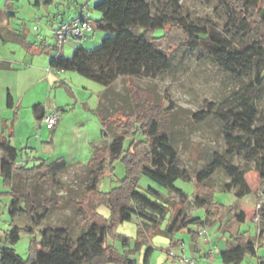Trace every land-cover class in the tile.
Returning a JSON list of instances; mask_svg holds the SVG:
<instances>
[{
	"label": "trees",
	"instance_id": "obj_1",
	"mask_svg": "<svg viewBox=\"0 0 264 264\" xmlns=\"http://www.w3.org/2000/svg\"><path fill=\"white\" fill-rule=\"evenodd\" d=\"M53 2L54 0H43L47 5ZM36 3L40 4L42 0H37ZM159 3L160 12L153 13L151 3L147 0L97 1L93 9L99 11L101 17L97 19L96 26L110 35L103 39L97 49L78 47L71 57H54L51 60L50 68L76 71L100 83L104 87L100 99L108 102L100 103L97 109L105 141L96 147L87 163L83 182V200L93 199L86 205L83 201L80 202L75 210L74 217L80 227L79 239L73 236L71 225L46 227L40 230V241L34 237L41 221L56 204L54 196L45 195L43 182L50 180L49 172L55 165H66V161L63 158L51 161L41 157L34 158L33 161L30 157L20 160V149L11 141L13 133L5 135L0 132V174L10 186L9 213L12 218L24 213L31 217L32 225L23 229L33 238L32 254L26 260L8 246L20 240L22 227L15 226L6 231L3 237L5 245L0 247V264H70L65 260L54 259V253H71L81 239H84L88 250V257L81 264H135V260L128 255L122 258L118 256L115 248L108 243L109 234L114 232L118 223L132 220L134 216L140 219L143 228H156L169 211V205L158 198L155 189H139L142 176L177 193L182 201L188 199L189 195L176 186L179 178L194 180L198 186L194 204L205 208L204 216H192L180 209L166 228L170 234L188 230L198 237L193 230L194 226L203 227L216 222L222 226L228 216L239 225L246 222L245 211H238L215 201L213 188L206 180L216 171L222 170L229 179L223 187L226 191H233L237 198L253 193L246 178L251 170L259 172L264 181V115L258 107V101L264 94V8L262 12L258 10L259 0H224L231 13L232 25L239 36V47L232 41H221V36L213 30L206 35L194 36L200 47L204 45L209 55L215 54V61L221 68L241 79L249 77L250 80H242L243 85L235 93L236 103L233 105L223 108L209 103L205 110L193 114L192 118L198 125L216 120L221 126L227 146L222 154L206 151L209 152L208 159L202 167L195 166L193 175L189 168L182 166L174 131L162 123L164 115L173 109L172 101L153 104L151 97L143 94V90L131 89L125 96H121V104H116L111 97L113 84L120 77L158 78L174 66V56L163 44L158 43L159 39L167 37V25L177 24L183 29V37L177 39L180 44L195 40L187 30L188 22L180 21L183 11L179 0H159ZM255 16L261 19L255 22ZM87 17L90 20L88 15ZM158 29L163 30L159 35L155 32ZM252 38L258 40L250 43ZM55 47L57 48V44ZM127 108H130L129 112H124ZM33 111L36 118L43 121L46 114L43 105L35 104ZM121 115L126 117L125 122H118ZM163 138L177 152L172 160H169L162 149ZM127 141L128 146L125 148ZM238 156L245 157L244 167L234 163ZM116 159L124 161L127 174L118 186L103 192L100 190L101 179L112 168ZM30 161L32 165L29 164ZM252 161L255 162L254 168L250 165ZM147 167L152 168L153 172ZM37 176L39 177L35 178ZM260 200L259 234L255 238L247 236V231L232 233V243L229 242V247L223 252L226 262H237L248 254L257 256L258 243L264 240V195ZM100 204L110 207V219L103 218L97 212ZM41 208L44 210L40 213ZM122 238L124 242H128L127 236ZM151 251L152 247L147 251L145 263L148 262ZM258 264H264V259L261 258Z\"/></svg>",
	"mask_w": 264,
	"mask_h": 264
},
{
	"label": "rangeland",
	"instance_id": "obj_2",
	"mask_svg": "<svg viewBox=\"0 0 264 264\" xmlns=\"http://www.w3.org/2000/svg\"><path fill=\"white\" fill-rule=\"evenodd\" d=\"M36 1L0 0V60H10L14 63V68H0V131L4 129L6 135H9L12 130L15 131L11 136V141L20 149V160L30 157L33 161L34 158L41 157L53 161L62 157L66 161V165H55L49 172L50 180L43 182L45 195L54 196L56 204L41 221L34 237L40 241V230L46 227L71 225L73 236L79 239L80 227L74 217L76 207L82 201L86 205L89 200L93 199L83 200L85 194L83 182L86 178L87 161L94 155L96 147L105 141L103 134L101 137L102 125L97 119L99 104L106 102L100 99L102 92L99 94V91L101 89L103 91L104 87L76 71L67 70L58 73L55 69L50 68V61L54 57H71L77 49L76 47H84L87 50L97 49L101 46L103 39L110 34L96 26V21L101 17V13L94 10L93 5L99 0H54L50 5L43 3L42 0L38 6ZM147 1L151 3L153 13L160 12L159 0ZM179 3L183 11L180 21L188 22L187 30L193 38L195 35H206L210 30H213L221 36V41L226 39L239 47V36L232 25L231 13L224 0H179ZM263 3L264 0H259L258 10L260 12L263 11ZM84 4L87 5L86 12L93 26L88 36L84 38L68 37L61 48L53 47L50 52L49 50L47 52L39 51L35 53L36 55L27 52L31 41L35 40L38 44H32L39 45L43 39H47V43L56 45L58 43L56 30L60 27L59 22H63L65 17L67 19L77 17L78 11L82 10ZM64 11H66V16H60L55 27L50 26L47 17H44L46 12L54 14L64 13ZM255 18L257 19L255 22L261 19L259 16H255ZM8 28L14 31L10 34L11 36L5 32V29ZM155 32L159 35L163 30L158 29ZM166 34L167 37L159 39L158 43L163 44L167 51L174 56V66L158 78L120 77L113 84L111 97L116 104H121V96H125L131 89L132 91L143 90V94L151 97L153 104H164L166 100L172 101L173 109L169 114L164 115L162 123L166 128L174 131L182 166L189 168L193 174L195 166L202 167L205 164L209 152L216 151L222 154L227 149L220 124L216 120H209L198 125L192 118L193 114L205 110L209 103L223 108L233 105L236 103L235 93L241 90L243 85L242 80L249 81L250 78L241 79L238 75L221 68L215 61V54L209 55L205 51L204 45L200 47L197 38L188 44H180L177 39L182 38L184 33L177 24L167 25ZM24 38H27V41H24ZM256 40L258 39L252 38L250 43ZM24 62L31 66L27 69L21 68L19 64ZM61 80L65 81L69 87L62 84ZM47 100L65 109V111L59 110L61 126L53 138L54 148L49 146L51 135L47 132L46 125L35 118L32 108L34 103ZM90 105L95 108L89 110ZM258 107L261 114L264 115V94L258 101ZM129 109L127 108L124 112H129ZM18 113H20V118H18ZM118 118V122L126 120L124 115ZM112 124L111 122V126ZM88 138H94L97 141L88 144ZM90 145L92 147L91 156L81 159L89 151ZM127 146L128 141L125 143V148ZM162 149L168 155L169 160L177 155L165 138H163ZM32 161L29 162L30 165H32ZM245 161V157L238 156L234 163L244 167ZM250 165L254 168L255 162H250ZM147 169L153 172L152 168L147 167ZM126 174L127 168L124 161L122 159L114 160L112 168H109L101 179L100 190L110 191L120 184ZM248 176L249 184L253 190H261L260 192L264 193V181L259 172L253 169ZM211 177L208 185L213 188L215 201L224 203L227 207L234 206L236 210L239 208L235 205L244 202L253 206L250 200L255 202L256 195H251L250 199L241 201L234 194L224 191L223 184L229 179L222 170L216 171ZM176 186L183 189L190 198L182 201L177 193L168 191L149 177L142 176L140 178L139 189L142 191H146L149 187L155 189L158 192V198L169 205V211L156 228H143L137 216H134L132 220L118 223L114 232L109 234L108 243L115 248L120 258L128 255L135 260V264H182L179 257L185 254L188 257L195 255L197 264H222L216 253L212 258L205 259L203 257L207 251L209 252L210 247H207V251L204 253L194 251V244L189 240L191 237L187 233L188 231H177L173 234L166 231L167 226L180 209L194 216L205 214V208L197 207L194 204V196L198 191L194 180L179 178L176 181ZM9 191V184L0 174V247L5 245L3 237L6 231H10L15 226L22 227L20 240L8 246L28 260L32 254L33 238L23 228L31 226L32 220L25 213L15 218L11 217ZM43 210L41 208L39 212L41 213ZM97 212L105 219L111 218L110 207L106 204L98 205ZM219 226V224H215L208 230L206 228L209 238L216 242L220 240L219 234H217ZM241 228L248 232L247 235L257 236V225L253 218L242 223ZM124 236L128 237L127 243L122 238ZM150 247H152V251L148 262L145 263V257ZM214 249L217 250V247L215 246ZM87 257L88 250L84 239L78 240L71 253L58 251L53 256L54 259L65 260L70 264H81ZM261 258L264 259V240L258 243L257 256L248 254L242 260L237 262L235 260L232 264H258Z\"/></svg>",
	"mask_w": 264,
	"mask_h": 264
},
{
	"label": "crops",
	"instance_id": "obj_3",
	"mask_svg": "<svg viewBox=\"0 0 264 264\" xmlns=\"http://www.w3.org/2000/svg\"><path fill=\"white\" fill-rule=\"evenodd\" d=\"M41 4V3H40ZM39 3H36V5L38 6V5H40ZM95 4V3H94ZM87 6V5H86ZM85 6V4L83 5V8H82V10L81 11H78V14L80 15V14H87V7ZM40 7V6H39ZM46 15V16H45ZM66 16V11H64V13H52V12H46L45 14H44V17H47V19H48V22H49V24H50V26H54L55 27V25L57 24V22H58V18L60 17V16ZM88 15V14H87ZM4 17H5V15H4ZM71 19V18H70ZM70 19H67V17H65L63 20L64 21H67V20H70ZM63 21V22H64ZM62 21H60L59 22V26H60V24L61 23H63ZM0 26H1V24H0ZM13 29V28H12ZM7 30V31H6ZM15 30V29H14ZM5 32L6 33H8V36H11L10 34L11 33H13L14 31L13 30H11L10 28H8V29H5ZM5 33V34H6ZM1 34V33H0ZM8 38V37H7ZM9 39V38H8ZM20 40V39H19ZM24 41H27V38H24L23 39ZM32 43H37V41L35 40L34 42L33 41H31V43H30V47H28L29 49L27 50V52L28 53H30V54H32V55H36L35 53H38L39 51L40 52H47L48 50H49V52H50V50H52L53 49V47H55V45H51V44H49V43H47V39H43L41 42H40V44L39 45H37V44H32ZM40 47H42V48H45L44 50H42ZM76 48H78V47H76ZM58 49V48H57ZM49 54V53H48ZM67 57V56H66ZM50 63H51V61H50ZM14 63H13V61H10V60H0V68L1 69H5V68H7V69H11V68H14V65H13ZM17 64V63H16ZM19 66H21V68H23V69H27V68H29L31 65L29 64V63H22V64H19ZM54 71V70H53ZM56 72H63L62 70H55ZM61 83L62 84H64L65 86H67V87H69L68 86V84L65 82V81H62L61 80ZM100 92H102V89L99 91V94H100ZM38 103H40V104H42L43 105V107H44V109L46 110V111H48V110H50V109H53V108H56V109H58V110H61V111H65V109L63 108V107H59V105H55V104H53V103H51V101H49V100H47V101H40V102H38ZM38 103H34L33 104V106H32V108H34V105L35 104H38ZM92 104H93V102H92ZM93 105H90V107H89V110H92V109H94L95 107H92ZM33 114H34V111H33ZM34 116H35V114H34ZM18 118H20V113H18ZM35 118H36V116H35ZM37 119V118H36ZM98 120H99V118H97ZM38 120V119H37ZM38 121H40V120H38ZM40 122H42V121H40ZM100 125H102L101 124V122H100ZM60 126H61V124H58V126L56 127V129H55V131L52 133V132H50L48 129H47V132L51 135V139H50V141H49V146H52L53 148H54V137H55V135L57 134V132L59 131V128H60ZM0 132H3L5 135H6V133H5V130L3 129L2 131H0ZM11 133H13L14 134V130H12V131H10ZM101 137H102V126H101ZM86 141V140H85ZM87 141H88V144L90 143L91 144V142H93V141H97V139H90V138H88L87 139ZM51 144H53V145H51ZM16 146V145H15ZM17 147V146H16ZM18 148V147H17ZM19 149V148H18ZM92 154V147H91V145L89 146V151L88 152H86L85 154H84V156L81 158V159H84V158H88L89 156H91V154ZM93 156V155H92ZM91 156V157H92ZM91 157H89V159H88V161H87V163L89 162V160L91 159ZM59 158H62V157H59ZM58 158V159H59ZM248 174L249 173H247L246 174V178H247V180H248V182H249V176H248ZM212 178V177H211ZM208 181H209V179H207L206 180V183L208 184ZM250 183V182H249ZM253 189V188H252ZM224 191H226V190H224ZM261 190H253V193H251V194H249V195H246V196H244L243 198H239V199H241V201H243V200H245V199H250V197H251V195H256V200H255V202L253 201V200H250V201H252V204H253V206H249V205H247L246 204V202H244V203H240V204H236L235 206H237L239 209H238V211L239 210H243V211H245L246 213H247V220L248 219H252L253 218V220H254V222H256V225H257V235L259 234V231H260V227H261V224H258V222L255 220V217H256V215H257V213H258V206L261 204V200H260V198L262 197V195L261 194H263L264 195V193H262V192H260ZM228 192H230V193H232V194H234V192L233 191H228ZM235 195V194H234ZM235 197H236V195H235ZM189 198H190V196H189ZM238 202V201H237ZM227 206V205H226ZM232 207V206H231ZM233 208H235L234 206H233ZM192 216H194L193 214H191ZM202 216H204V215H202ZM231 217L230 216H228V218H227V220H226V222L222 225V226H219V228L217 229V234H219V238H220V240H219V242H216V241H213L212 239H210L209 238V235L208 234H200V230H202V229H205L206 230V228H207V230H208V228L209 227H212L213 225H215V224H219V222H216V223H214L213 225H207V226H201V227H196V226H194L193 227V230L195 231V232H197V234H198V237H196V236H193V234L190 232V231H188V230H181V231H188L187 233L190 235V237L191 238H189V240L194 244V251H199V252H201V253H204V252H206L207 251V247L209 248L210 247V249H208L209 250V252L207 251V253H205V255H203V257H205V259H207V258H212L213 257V254L214 253H216L217 255H219V257H220V263H222V264H232L233 262H226L225 260H224V258H223V252L229 247V244L230 243H232V240L230 241V236H231V234L232 233H235V232H237V231H243L242 230V228H241V224L239 225L238 223H237V221L236 220H231L230 219ZM246 220V221H247ZM220 225V224H219ZM245 231V230H244ZM175 232H177V231H175ZM170 234V233H169ZM173 234V233H172ZM227 234H229V237H227L226 238V236H227ZM247 234H248V232H247ZM247 236H249V237H252V236H250V235H247ZM256 238V237H255ZM230 242V243H229ZM217 247V250H215L214 249V247L215 246ZM212 264V263H211ZM213 264H215V263H213Z\"/></svg>",
	"mask_w": 264,
	"mask_h": 264
},
{
	"label": "built area",
	"instance_id": "obj_4",
	"mask_svg": "<svg viewBox=\"0 0 264 264\" xmlns=\"http://www.w3.org/2000/svg\"><path fill=\"white\" fill-rule=\"evenodd\" d=\"M93 29L92 23L87 17V14H80L71 20L64 21L60 27L56 30L57 35V47L58 49L66 42L68 37L84 38L89 35ZM60 112L58 109L53 108L46 111L43 118V123L46 125L50 132H54L60 121ZM260 205L258 206L259 209ZM255 220L260 223V217L257 213ZM200 234H207L205 229L200 230ZM182 264H197L196 256L188 257L185 254L179 257Z\"/></svg>",
	"mask_w": 264,
	"mask_h": 264
}]
</instances>
